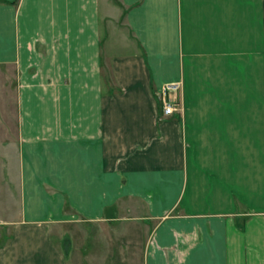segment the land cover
Returning a JSON list of instances; mask_svg holds the SVG:
<instances>
[{"label":"crops","instance_id":"1","mask_svg":"<svg viewBox=\"0 0 264 264\" xmlns=\"http://www.w3.org/2000/svg\"><path fill=\"white\" fill-rule=\"evenodd\" d=\"M97 232L264 264V0H0V264H97Z\"/></svg>","mask_w":264,"mask_h":264},{"label":"built area","instance_id":"2","mask_svg":"<svg viewBox=\"0 0 264 264\" xmlns=\"http://www.w3.org/2000/svg\"><path fill=\"white\" fill-rule=\"evenodd\" d=\"M180 89L179 83L163 85L158 92V101L161 109V117H169L173 114L180 113V104L176 100H171L168 97L170 92L176 93Z\"/></svg>","mask_w":264,"mask_h":264},{"label":"rangeland","instance_id":"3","mask_svg":"<svg viewBox=\"0 0 264 264\" xmlns=\"http://www.w3.org/2000/svg\"><path fill=\"white\" fill-rule=\"evenodd\" d=\"M95 231H97V230H95ZM89 237H93V238L95 237V240L94 241H91L90 244H88V246H89L88 251L90 253L92 252V254H93V256H92L93 262L94 263H97V264H116L115 263V259L112 258V256H108V258H105L104 256H101V248L103 247L102 246L103 241H108L107 243L110 244L111 237H108V236L105 235L104 238H103V240H102L101 239V234L98 233V232L97 233H92V235H90ZM89 240H91V239H89ZM80 243L86 244L87 242L83 240ZM95 245H97V246L95 247ZM67 247H68L67 244H65L64 245V248H63L64 249V252H66ZM92 247H95V248H92ZM109 247H110V245H109ZM91 249H92V251H91ZM79 256H80V254H79ZM76 264H84L83 259H80V257L79 258H76Z\"/></svg>","mask_w":264,"mask_h":264}]
</instances>
